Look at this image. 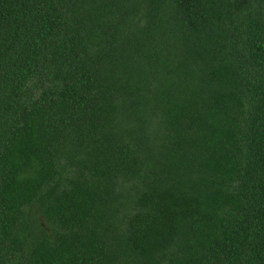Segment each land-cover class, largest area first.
Masks as SVG:
<instances>
[{
	"label": "trees",
	"instance_id": "obj_1",
	"mask_svg": "<svg viewBox=\"0 0 264 264\" xmlns=\"http://www.w3.org/2000/svg\"><path fill=\"white\" fill-rule=\"evenodd\" d=\"M0 264H264V0H0Z\"/></svg>",
	"mask_w": 264,
	"mask_h": 264
}]
</instances>
